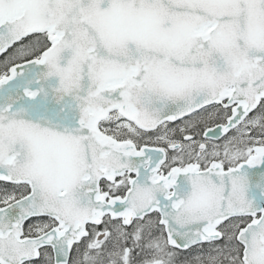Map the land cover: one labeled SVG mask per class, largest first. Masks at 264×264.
<instances>
[{"label": "snow or ice", "instance_id": "1", "mask_svg": "<svg viewBox=\"0 0 264 264\" xmlns=\"http://www.w3.org/2000/svg\"><path fill=\"white\" fill-rule=\"evenodd\" d=\"M0 264H264V0H0Z\"/></svg>", "mask_w": 264, "mask_h": 264}]
</instances>
